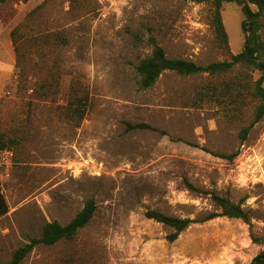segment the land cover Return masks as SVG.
<instances>
[{"label":"rangeland","instance_id":"1","mask_svg":"<svg viewBox=\"0 0 264 264\" xmlns=\"http://www.w3.org/2000/svg\"><path fill=\"white\" fill-rule=\"evenodd\" d=\"M210 15V5L181 0L1 5L0 135L13 143L14 157L0 175L9 207L0 218V264L39 238L45 222L66 225L90 200L95 215L72 241L39 245L20 264H253L264 252V117L245 140L240 135L261 102L249 91L264 75L165 72L150 90L136 85L150 36L169 59L199 66L238 54L240 7L222 9L228 51L216 44ZM16 28L20 63L10 37ZM260 36L264 43V17ZM239 82L250 90L241 91L237 109L227 97L216 99ZM80 97L89 105L78 125L67 109ZM128 124L154 130L129 131ZM204 192L241 205L251 226L220 217L170 241L171 229L145 217L154 210L199 221L215 211Z\"/></svg>","mask_w":264,"mask_h":264},{"label":"trees","instance_id":"2","mask_svg":"<svg viewBox=\"0 0 264 264\" xmlns=\"http://www.w3.org/2000/svg\"><path fill=\"white\" fill-rule=\"evenodd\" d=\"M6 0H0V7ZM184 2L193 3L196 5L207 4L211 6L210 28L213 32L214 40L219 48L225 51L229 50L228 36L224 28L222 20V9L224 5L236 4L240 7L243 20L241 23V32L244 43L242 50L232 55L229 61L211 63L207 66H199L196 63L183 59H169L162 47H160L154 37L150 36L147 39V44L151 47V54L142 59L135 67L136 85L139 91H147L152 89L161 75L165 72H173L181 77H190L200 74L208 76L226 75L232 72L235 68L242 70L257 71L264 75V43L261 40L260 30L262 27V19L264 17V0H181ZM254 7V9H252ZM12 44L15 48L16 59L20 63L21 45L19 41L22 36L19 34V29H14L10 33ZM18 69L19 65L17 66ZM19 78L20 75L18 72ZM25 79V77H23ZM23 79H20L22 82ZM24 86H27V81H23ZM242 90H250L247 85L242 82L238 83V88H233V85H225L223 93H216V99L225 100V97L230 99L237 106L243 104L244 95ZM211 91H215L211 88ZM235 91L236 93H234ZM215 94V92H213ZM249 95L260 100L254 114V120L251 125L241 131V139L245 140L250 128L258 123L264 117V78H261L253 90L249 91ZM222 98V99H221ZM237 101V102H236ZM222 103H225L224 101ZM89 102L86 97H80L76 101L70 102L67 109L70 117L78 119V125L84 119ZM129 131L134 130H154L146 124L127 125ZM13 143H6L3 135H0V147L2 149L11 150ZM237 154L221 155L220 157L227 160H232ZM192 191L196 190L188 185ZM207 194L215 208L214 212L207 214L203 219L191 220L181 219L164 215L159 211H147L145 217L153 220L156 223L172 230V234L168 237L170 241L178 239L181 233L187 230L191 225L196 223H204L216 218H227L240 220L244 224L251 226V218L247 211L241 205L232 203L228 198L222 197L214 192H204ZM96 211V206L93 200L88 201L84 207L76 214V216L66 225H61L57 222H45L41 229L39 238H32L28 243L17 248L13 253L8 264H20L37 246L43 245L51 247L61 241H72L77 233L84 229L93 219ZM9 207L3 196L0 183V218L7 215ZM253 264H264V252H262Z\"/></svg>","mask_w":264,"mask_h":264},{"label":"built area","instance_id":"3","mask_svg":"<svg viewBox=\"0 0 264 264\" xmlns=\"http://www.w3.org/2000/svg\"><path fill=\"white\" fill-rule=\"evenodd\" d=\"M13 152L8 149H2L0 147V175L2 173L6 174L9 172L10 167L13 164ZM4 170V172L2 171Z\"/></svg>","mask_w":264,"mask_h":264}]
</instances>
